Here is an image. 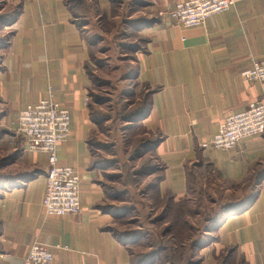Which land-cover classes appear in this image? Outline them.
Masks as SVG:
<instances>
[{
	"label": "crops",
	"instance_id": "obj_1",
	"mask_svg": "<svg viewBox=\"0 0 264 264\" xmlns=\"http://www.w3.org/2000/svg\"><path fill=\"white\" fill-rule=\"evenodd\" d=\"M5 1L0 14L10 35L0 40V264H24L34 241L54 253L53 264H131L113 216L98 207L112 199L87 143L96 129L84 102L90 43L77 23L109 10L114 0ZM155 1L165 11L186 0ZM145 32L151 39L147 52H136L134 70L156 89L144 124L162 134L154 150L164 165L162 192L182 198L190 191L188 178L191 188L196 180L209 182L218 208L232 210L221 230L232 223L231 242L251 264H264V133L230 150L211 146L227 115L264 100V82L241 76L252 60L264 59V0H236L204 26L164 24ZM49 94L71 116L70 135L56 153L81 179V208L73 215H44L47 155L30 151L12 131L18 112Z\"/></svg>",
	"mask_w": 264,
	"mask_h": 264
},
{
	"label": "rangeland",
	"instance_id": "obj_2",
	"mask_svg": "<svg viewBox=\"0 0 264 264\" xmlns=\"http://www.w3.org/2000/svg\"><path fill=\"white\" fill-rule=\"evenodd\" d=\"M5 3L0 1V9ZM110 6L111 16L100 10L77 19L90 43L84 102L96 129L87 143L112 199L98 207L113 216L131 264H251L230 240L232 223L221 230L232 210L218 208L209 179L206 186L196 180L191 188L188 178L190 191L182 198L163 193L159 185L164 165L154 150L162 134L144 124L156 89L136 79L134 62L137 51L147 52L151 38L145 31L173 23L155 0H114ZM6 20L0 14L2 41L10 35L3 28Z\"/></svg>",
	"mask_w": 264,
	"mask_h": 264
},
{
	"label": "built area",
	"instance_id": "obj_3",
	"mask_svg": "<svg viewBox=\"0 0 264 264\" xmlns=\"http://www.w3.org/2000/svg\"><path fill=\"white\" fill-rule=\"evenodd\" d=\"M236 0H186L171 4L164 11L173 24L184 27L204 26L206 19L227 11ZM252 67L241 72L243 79L264 82V59L252 60ZM69 110L56 102L52 95L37 104L27 105L18 112L17 133L26 147L47 155L45 192L41 205L46 217L73 215L80 211V176L71 166L58 163L57 147L70 135ZM264 133V100L252 101L243 111L227 115L211 138V146L230 150L240 140ZM54 253L34 241L24 264H53Z\"/></svg>",
	"mask_w": 264,
	"mask_h": 264
}]
</instances>
